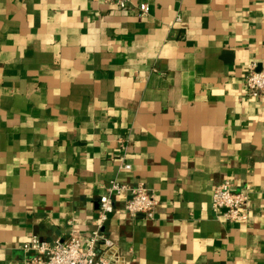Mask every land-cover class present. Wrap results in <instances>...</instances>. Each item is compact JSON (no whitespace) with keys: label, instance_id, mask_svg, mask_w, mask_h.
Instances as JSON below:
<instances>
[{"label":"crops","instance_id":"obj_1","mask_svg":"<svg viewBox=\"0 0 264 264\" xmlns=\"http://www.w3.org/2000/svg\"><path fill=\"white\" fill-rule=\"evenodd\" d=\"M0 0V264L31 236L86 242L109 180L142 183L151 219L113 198L126 264H264V0ZM130 165L124 169L122 164ZM223 181L246 222L217 218Z\"/></svg>","mask_w":264,"mask_h":264},{"label":"built area","instance_id":"obj_2","mask_svg":"<svg viewBox=\"0 0 264 264\" xmlns=\"http://www.w3.org/2000/svg\"><path fill=\"white\" fill-rule=\"evenodd\" d=\"M102 1L118 10L136 8L140 13L147 14L149 6L146 2L132 0H93ZM244 90L253 99L264 98V61L259 66L251 63L244 78ZM124 169L130 165L122 164ZM126 195L123 209L129 216L142 215L151 219L159 201L156 194L142 183L129 185L109 180L104 193L98 199V209L93 227L86 242L75 234L65 239L52 242L40 240L36 236L29 237L21 244L25 259L23 264H126L125 257L119 252L112 240L103 232L104 223L113 211V198ZM210 207L217 218L229 222H246L248 219V195L233 190L228 181L216 186L210 196Z\"/></svg>","mask_w":264,"mask_h":264}]
</instances>
